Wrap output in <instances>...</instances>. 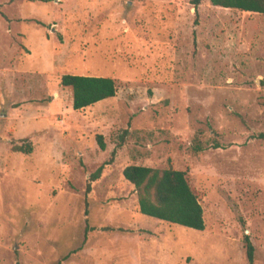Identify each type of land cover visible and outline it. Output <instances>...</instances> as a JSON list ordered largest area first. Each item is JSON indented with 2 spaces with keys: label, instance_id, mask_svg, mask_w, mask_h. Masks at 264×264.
Masks as SVG:
<instances>
[{
  "label": "rangeland",
  "instance_id": "1",
  "mask_svg": "<svg viewBox=\"0 0 264 264\" xmlns=\"http://www.w3.org/2000/svg\"><path fill=\"white\" fill-rule=\"evenodd\" d=\"M64 74L116 94L74 110ZM263 131L264 14L0 0V264H264ZM130 164L184 171L205 228L141 214Z\"/></svg>",
  "mask_w": 264,
  "mask_h": 264
},
{
  "label": "trees",
  "instance_id": "2",
  "mask_svg": "<svg viewBox=\"0 0 264 264\" xmlns=\"http://www.w3.org/2000/svg\"><path fill=\"white\" fill-rule=\"evenodd\" d=\"M189 3L197 14L201 0H189ZM210 3L221 8L264 14V0H210ZM194 23L197 24L196 19ZM60 83L62 86L72 89V107L74 110L84 109L116 94L115 81L110 77L64 74ZM127 133V129L122 131L117 147L124 143ZM257 137L264 139V131L259 133ZM96 140L99 148L104 150L103 136L98 134ZM17 150L22 153H30L32 148L30 144H26V146H18ZM115 154L116 150L113 149L109 160L90 175L86 193L90 190V182L101 176L104 166L113 162ZM122 174L134 187L137 194L138 210L141 214L195 230L205 228L203 208L190 188L184 171L172 168L160 170L130 164L123 169ZM87 229L88 226L85 228L84 239ZM243 239L248 264H253L254 246L247 235Z\"/></svg>",
  "mask_w": 264,
  "mask_h": 264
},
{
  "label": "crops",
  "instance_id": "3",
  "mask_svg": "<svg viewBox=\"0 0 264 264\" xmlns=\"http://www.w3.org/2000/svg\"><path fill=\"white\" fill-rule=\"evenodd\" d=\"M225 9H227V8H225Z\"/></svg>",
  "mask_w": 264,
  "mask_h": 264
}]
</instances>
